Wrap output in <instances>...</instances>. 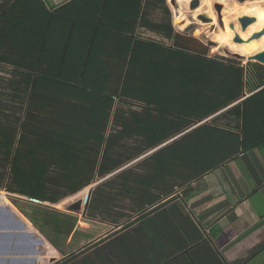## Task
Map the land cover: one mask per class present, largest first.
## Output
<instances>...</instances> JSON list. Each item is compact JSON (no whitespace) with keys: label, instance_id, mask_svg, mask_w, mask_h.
Wrapping results in <instances>:
<instances>
[{"label":"trees","instance_id":"trees-1","mask_svg":"<svg viewBox=\"0 0 264 264\" xmlns=\"http://www.w3.org/2000/svg\"><path fill=\"white\" fill-rule=\"evenodd\" d=\"M144 1L0 4V64L12 68L6 91H0V187L58 202L117 167L114 156L127 141L134 139L135 155L140 154L242 96L245 68L239 63L138 36L139 25L169 38L175 34L172 24L154 23L142 14ZM171 1L179 28L186 31L190 0ZM212 6L207 2L192 12L210 15L208 29L217 20ZM235 9L226 16L230 24ZM205 31L198 33L209 40L212 31ZM118 102L141 109H117L119 126L108 132ZM247 130L249 136L251 127ZM252 139L255 143L258 137ZM241 146L239 133L214 122L201 124L97 186L89 213L116 218L137 213L143 220L176 200L171 196L176 187L217 168ZM90 248L56 264H90ZM92 257L103 264L94 252Z\"/></svg>","mask_w":264,"mask_h":264},{"label":"crops","instance_id":"crops-1","mask_svg":"<svg viewBox=\"0 0 264 264\" xmlns=\"http://www.w3.org/2000/svg\"><path fill=\"white\" fill-rule=\"evenodd\" d=\"M52 1L60 3L63 0ZM155 1L145 0L142 14L154 23L172 24L166 4L169 1L176 20L172 1L150 5ZM199 1L201 4L209 0ZM231 1L220 0L223 8L229 7ZM1 3L4 0H0ZM157 7H162L165 12L159 21L149 18L150 9ZM244 16L253 17L254 21L244 27L241 21ZM232 24L233 27L226 25L227 43L234 42L239 35L242 41H235L236 45L245 48L257 39L259 43L255 48L241 53L256 57L264 53V33L254 37L264 29V4L246 1L240 13H234ZM142 30L165 35L141 25L136 34L140 36ZM246 64L243 60L239 62L245 68L242 96L201 123L214 122L239 133L242 146L235 156L198 179L176 187L171 196L177 199L143 220L137 213L119 218L107 215L105 230L95 232L84 245L79 244L80 222L74 225L77 224L74 218L68 232L62 226L56 227L57 236L52 238L44 231L43 217L39 216L40 211H45L44 207L20 195H5L0 199V264H56L87 246H91L88 250L90 264H97L93 252L103 264H264V136H260L264 134V71ZM246 101L247 129L251 127L249 136ZM253 136L258 137L255 143ZM68 197L74 200L75 196ZM58 202L47 205L52 208ZM55 216L49 221L46 219L47 222L54 221L52 223L56 225L62 221ZM201 236L205 238L204 242Z\"/></svg>","mask_w":264,"mask_h":264},{"label":"rangeland","instance_id":"rangeland-1","mask_svg":"<svg viewBox=\"0 0 264 264\" xmlns=\"http://www.w3.org/2000/svg\"><path fill=\"white\" fill-rule=\"evenodd\" d=\"M192 0L189 1V6L187 8V10L189 9V11L187 14V19L189 21L188 26L186 27V31L182 30L179 28L178 23L175 21V16L173 13V9L172 6L170 5L169 1L166 2V4L168 3L169 9H170V13H169V22H171L173 25H176V27H178L179 31H175L176 33L174 34L173 37H167L163 34L160 33H156L150 30H142L140 32V36L142 38L145 39H149V40H153L159 43H162L164 45L167 46H172V47H176V48H181V49H185L187 51H191L193 53H197V54H201V55H205L208 57H216L225 61H235L237 63L242 62V60H240L239 58L233 56V55H229L226 50H224L221 46L222 45H226V47L229 49V51L231 52H245L248 51L250 52L253 48H255V46L258 45L259 42H257V39L255 41H252L250 43H248L245 48L242 47V45H236L238 43L234 42H230L227 43L224 41V36H225V30H226V25L230 24L231 22V18L230 20H226V16H228V12H232L233 8H236L235 10H238L237 12L240 13L241 8L245 5V2L248 0H232L229 7H225L222 10V14H223V24L225 26V28H223V24H221L219 22V15H218V11L215 7L216 3H221L220 0H210L209 2H212L213 6L212 9L216 15V21L214 26L210 25V28L208 29L207 27L209 25H207V23L212 22L213 19H211L210 15L206 14L205 11H201L200 13H198L197 15H194L192 12H196L198 10L201 9V7L203 6L200 5L198 7L195 8H191L190 7V2ZM255 2L258 5H262L264 4V0H255ZM2 4V3H1ZM237 6V7H236ZM9 7V5H7L6 9ZM207 16H205V14ZM164 9L162 7H157V8H153L150 9L149 11V18H151L152 20L155 21H159L161 19V16L164 15ZM182 27V26H181ZM183 28V27H182ZM205 30H210V32L212 31V35L210 37L209 40L204 39L202 36L199 35L200 32H207ZM200 31V32H199ZM199 32V33H198ZM221 32V36L220 33ZM198 33V34H197ZM222 37V41L220 43L216 42V40ZM213 40L215 41L212 45L208 44L207 42ZM226 49V48H225ZM256 59V58H254ZM258 60V61H257ZM260 61V62H259ZM246 65H249L250 67H252V69L255 70H262L264 71V62L262 61V59H256V60H250V63H248L249 61H243ZM12 68L8 65H4V64H0V91L3 90V85L7 82V80L9 79V77H11V70ZM4 91H6L4 89ZM134 108L136 110L141 109V106L138 104H125V103H117L115 106V110L113 111V115L114 117H112L110 123H109V127H108V132H110L112 129H116L119 126V121L115 118V116L117 115V113L119 112V110L117 109H127V108ZM25 113V112H24ZM33 115V114H32ZM136 145L137 142L133 139V140H129L126 142V144L124 145L123 148L118 149L114 158L116 160L117 163H119V165L117 167H115L109 174L105 175V176H96L94 181L83 187L81 189L80 194L78 195V193H74L71 195H66L65 197L62 198V200H60L58 203H56L57 205H55V207H52L50 205L47 204H39L41 205V207H44L45 211H40V215L42 216V224H43V228L44 231H47L48 235H50L52 238L53 236H57L55 233V229L56 227H64V230L66 232H68V229L72 228V219H75V223L77 221V224L74 225H78V222H80V230H79V234H80V245H84L85 242H87V238L88 237H92L94 235V233H100L102 231L105 230L106 228V224H104V218L107 215L110 214H98V216L93 217L90 215L89 213V203L92 197V192L94 191V189L103 184V183H107L109 181H111L112 179H114L118 174H120L122 171L118 172L120 169H122L125 165H127L129 162L137 159L138 157L142 156L144 153H146L148 150H145L144 152L135 155L138 151L136 149ZM134 155L132 158H128V156H132ZM142 160H139L138 162H136L135 164L129 166L126 169L132 168V167H136L137 164H139ZM124 171V170H123ZM91 187V195H90V200L87 204L84 203L85 199H86V189L84 188H88ZM4 187H0V189L3 191H7L5 189H3ZM82 191H85L82 193ZM68 196H75L74 200ZM72 199V200H71ZM47 209V210H46ZM52 209V210H49ZM56 210V211H54ZM58 210V211H57ZM75 212L77 214H75L74 216L72 214H68L67 212ZM46 215H50V217L47 218ZM56 215V216H55ZM58 219H62V221H60L59 223H57L56 225L52 222H47V220L49 221L51 217H54ZM47 219V220H46ZM76 230H78L77 228H75ZM50 238V237H49Z\"/></svg>","mask_w":264,"mask_h":264},{"label":"water","instance_id":"water-1","mask_svg":"<svg viewBox=\"0 0 264 264\" xmlns=\"http://www.w3.org/2000/svg\"><path fill=\"white\" fill-rule=\"evenodd\" d=\"M199 3H200L199 0H192V1L190 2V7H191V8H195V7H197V6L199 5ZM215 7H216V9H217V11H218L219 22H220L221 24H223V23H224V22H223V14H222L223 6H222L221 3L218 2V3L215 4ZM241 21H242L243 26L246 27L250 22L254 21V18H253V17H249V16H244V17H242ZM173 27H174L175 31H179V30H178V27H176V25H173ZM231 27H233V24H231ZM223 28H225L224 24H223ZM263 33H264V29H263V31H260V32L255 33V34H254V37H259V36H260L261 34H263ZM235 41H237V42H241L242 39H241V37H240L239 35H236ZM214 42H215V41L210 40V41H208L207 43L213 46V44H215ZM225 50H226V52H229L228 49H225ZM234 56H235V54H234ZM235 57H237V54H236ZM237 58H238V57H237ZM257 58H258V59H261V58L264 59V53H262V55H261V54L258 55ZM253 60H256V59H253ZM257 61H258V60H257ZM259 62H260V61H259ZM202 122H203V121H200L199 123H196L195 125L191 126L189 129H187V130H185V131H182V132L176 134L175 136H173L172 138L166 140L165 142L159 144L158 146H156V147H154V148H152V149H149V150H148L146 153H144L142 156H140V157H138L137 159H135V160L129 162L127 165H125V166H124L122 169H120L118 172L123 171V170H126V168H128L129 166L135 164V163L138 162L139 160H142L143 158H146V157L151 156L152 154H154V153L157 152L158 150L164 148L165 146L169 145L171 142H173V141H175L176 139H178V138H180L181 136H183L186 132H188V131L192 130L193 128L197 127V126L200 125Z\"/></svg>","mask_w":264,"mask_h":264},{"label":"built area","instance_id":"built-area-1","mask_svg":"<svg viewBox=\"0 0 264 264\" xmlns=\"http://www.w3.org/2000/svg\"><path fill=\"white\" fill-rule=\"evenodd\" d=\"M84 189L87 190V191H86V199H85V201H84V203L87 204V203L89 202V200H90L91 187L84 188ZM8 194H16V195H20V194L13 193V192H10V191H4V190L2 191V190L0 189V199H2L5 195H8ZM20 196H22V197H24V198H27V199L31 200L32 202H34V203H38V204H48V202H44V201H42V200H40V199H36V198H32V197H27V196H23V195H20Z\"/></svg>","mask_w":264,"mask_h":264},{"label":"bare ground","instance_id":"bare-ground-1","mask_svg":"<svg viewBox=\"0 0 264 264\" xmlns=\"http://www.w3.org/2000/svg\"><path fill=\"white\" fill-rule=\"evenodd\" d=\"M210 1V0H209ZM209 1H205V2H202L201 4H199L198 6H200V5H202V4H204V3H207V2H209ZM197 6V7H198ZM176 21V20H175ZM224 50H225V48L226 49H228L227 47H226V45H222L221 46ZM228 51H229V49H228ZM229 55H233L234 56V54H235V56H236V54H237V57L240 59V60H243V61H249V60H253L254 58H256V59H258L256 56H247V55H245V54H243V53H241V52H231V51H229V52H227Z\"/></svg>","mask_w":264,"mask_h":264}]
</instances>
